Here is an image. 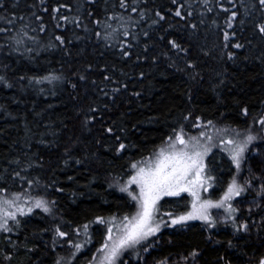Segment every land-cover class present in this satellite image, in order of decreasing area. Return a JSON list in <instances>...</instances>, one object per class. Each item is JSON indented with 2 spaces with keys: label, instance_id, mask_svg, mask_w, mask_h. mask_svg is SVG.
I'll return each mask as SVG.
<instances>
[{
  "label": "trees",
  "instance_id": "1",
  "mask_svg": "<svg viewBox=\"0 0 264 264\" xmlns=\"http://www.w3.org/2000/svg\"><path fill=\"white\" fill-rule=\"evenodd\" d=\"M127 3L125 10L119 7L120 0H3L0 17L14 24L0 20V28L8 29L0 32V75L12 84L0 83V200H15L23 211L5 206L16 216L7 218L11 232L0 230V264H55L61 258V264H88L97 258L108 225L96 218L116 217L117 222L136 211V202L120 190L135 173L131 164L152 158L181 128L185 140L203 131L219 142L205 158L214 188L205 186L203 199L212 201L221 199L233 177L241 183L250 150L264 145V127L258 123L264 116V34L256 27L264 22V13L258 0H210L211 12L203 0ZM177 9L181 16L175 15ZM232 11L238 15L229 28ZM21 25H27L28 35L16 50L9 47V37ZM233 31L236 35L225 47L224 33ZM105 33L110 34L108 39ZM169 40L187 51L172 47ZM235 43L243 47L237 49ZM50 73L60 79H41ZM245 107L248 115L242 113ZM108 127L114 134L105 132ZM248 129L259 138L248 146L237 170L223 145L240 139ZM115 136L121 137L126 150L114 151ZM129 187L138 192L136 185ZM37 199L54 201L53 212L34 207ZM191 208V198L183 192L163 198L160 212L180 215ZM220 210L228 215L224 208L210 212ZM252 215L264 217V200L247 218ZM164 218L170 226H162L156 236L180 227ZM262 222L259 235L264 238ZM189 223L209 232L223 228L219 224L209 228L201 220L184 225ZM57 226L68 237L56 235ZM224 227L233 228L232 221ZM77 243L82 245L79 251L73 247ZM225 246L242 255L237 246L229 247L228 242ZM141 248L127 250L122 257ZM6 253L11 254L10 261L4 259Z\"/></svg>",
  "mask_w": 264,
  "mask_h": 264
},
{
  "label": "snow or ice",
  "instance_id": "2",
  "mask_svg": "<svg viewBox=\"0 0 264 264\" xmlns=\"http://www.w3.org/2000/svg\"><path fill=\"white\" fill-rule=\"evenodd\" d=\"M43 0H41V3ZM136 0H133L135 3ZM173 4L177 3V0H172ZM204 6L207 8V11L211 12L212 8L208 7L210 0H203ZM258 5L262 13H264V0H258ZM3 0H0V7H3ZM119 7L121 9L127 10L129 5L127 0H120ZM256 7V5H253ZM54 12H58L59 9H54ZM132 12H136V7H131ZM225 11H228L225 9ZM247 13V8L245 9ZM34 15V14H33ZM91 15V13H90ZM143 17L144 13H140ZM161 20L165 19L164 15L160 12L156 13ZM176 16H181V11L179 9L175 12ZM191 15V13H189ZM238 12L232 11L228 16V27L232 28V21L237 17ZM55 18V17H54ZM120 20H123L122 15H118ZM23 20V17H19ZM40 19V17H37ZM60 20L67 21V16H60ZM131 19V17H129ZM0 20H7L9 24H14L13 20L7 19L6 17H0ZM215 22V21H213ZM97 24L100 23L99 20L96 21ZM157 23V21H153ZM241 24L244 23L243 20L240 21ZM60 27V24L56 25ZM106 27H111V25H105ZM87 26L85 25V28ZM195 27V25H192ZM261 34H264V22L256 26ZM27 25H21L17 30L16 34L9 37V47L15 48L18 50V46L23 43V38L27 37L28 33L25 31ZM45 28L43 25L40 27V31H44ZM8 29L0 28V32H6ZM34 31V30H33ZM115 29H113V34H115ZM98 36L100 33H96ZM125 36L129 35L128 31L125 29ZM108 33H105V39L109 38ZM144 36H148V32L143 33ZM236 33L233 31L231 34L228 32L224 33V40L226 41L225 47H228L230 42V36L235 37ZM135 38V37H134ZM35 40V37H32ZM163 39V37H161ZM56 41H59L60 44L65 43V40L62 36H56ZM169 44L172 47L179 49L180 51H187L181 47L175 40H169ZM51 47L56 45L52 44ZM233 47L239 49L243 47L241 43H235ZM0 47H3L0 45ZM147 47V46H145ZM31 51V49H28ZM127 56L129 53L127 50L123 53ZM233 54L229 53L231 57ZM84 79V77H80ZM42 80H48L52 82L54 80H59L58 75L50 73L48 76L41 78ZM109 79V77H105ZM31 82V81H30ZM0 83L5 84L7 87H12V84L8 82L7 78L3 75H0ZM73 87H76L73 85ZM119 89H114L118 91ZM242 113L248 115V108H243ZM199 119V118H197ZM258 123L264 127V116H261ZM208 124L211 125L212 121H208ZM217 132L228 133V129H217ZM105 132L108 134H114V129L108 127L105 129ZM235 135L240 137L241 134L236 132ZM200 137H206L208 140H211V136H207L205 132H201L199 137H189L187 140L184 138L183 128L175 134V137H168V141L159 151L154 154L152 158L146 159L144 162H135L131 164V167L135 169V173L129 177V180L125 185H123L120 190L122 192H127L133 201L136 202V211L130 215H125L118 223L116 222V217H112L111 220H106L103 217H97L96 220L100 223L107 224V238L105 243L102 244L101 249H98V252H102V255L99 257L98 264H117L120 260L122 254L127 250H135L137 246H142V250L147 252L152 246L153 241L150 239L156 236L157 233H160L161 227H169L170 225L165 220L167 216L171 220V225H180L183 226L185 222L189 220H201L209 228L216 227L218 220L212 215L210 209L212 208H224L228 215L225 217V220L232 221V227L235 232H240L241 230L248 231L249 225L247 222L237 223L238 217L233 216L232 214L238 212V209L234 208L230 201L233 197H239L242 193H246L252 187V181L250 179H245L244 183H238L236 177H233L232 182L228 185L227 191L221 197L219 201H212L210 199H201L198 189L204 188L205 180H211L210 175H206L207 165L205 163V157L210 151V146H207L201 142ZM116 140V145L114 146V151L120 153L126 150L125 143L122 142L120 136L114 137ZM259 137L252 134L251 130H246V134L243 135L240 139H229L228 144L233 147L230 149L231 158L235 164L237 170L241 167V162L244 159V153L248 149V146L252 144L253 141L257 140ZM79 163V161H77ZM16 176L20 174L15 173ZM69 179H72L69 177ZM254 179L261 180L259 188L257 191V196L264 199V177H254ZM31 184L32 181H29ZM136 185L139 189L138 192L132 191L130 185ZM211 187V184L208 185ZM206 190V189H204ZM182 192H188L193 196L192 210L184 214L174 215L171 212L161 214L159 202L164 197H176L180 196ZM14 196H19V194H14ZM52 205L51 207L49 205ZM5 206L8 208H15L16 211L22 212L23 209L16 204L15 200H0V230L11 232L12 228L8 225V219L11 218L15 220L16 212L6 211ZM55 202L45 201L43 199H37L35 201L34 207L42 209L46 213H52ZM256 208H261L260 203H255ZM28 211L31 212L32 208H28ZM251 211V209H249ZM19 224V221H16ZM85 232V235L88 234V225L85 224L82 226ZM115 228L116 234L113 235V229ZM56 235L59 237H68V233L62 231L59 226L56 227ZM55 243V241H54ZM68 243L72 244V241L69 239ZM229 247H234L231 240L228 241ZM73 247L79 251L82 247L81 244H73ZM31 251V249L29 250ZM197 249H193L187 255L181 256V261L184 264H187L191 258L193 264L197 257L199 256ZM137 257H139V252H136ZM5 260H11V254L6 253L4 256ZM224 261V264H230L229 261L225 260L224 257H220ZM61 259H58L55 264H61ZM97 258L94 256L92 261H89L88 264H93V261H96ZM123 264V262H121ZM158 264H167L166 260L159 261ZM179 264V261L177 262ZM258 264H264V256H262Z\"/></svg>",
  "mask_w": 264,
  "mask_h": 264
},
{
  "label": "rangeland",
  "instance_id": "3",
  "mask_svg": "<svg viewBox=\"0 0 264 264\" xmlns=\"http://www.w3.org/2000/svg\"><path fill=\"white\" fill-rule=\"evenodd\" d=\"M201 142L210 146V151L218 148L219 144L216 140L208 139H201ZM223 146L225 150L229 152L233 147L228 143H225ZM209 153L210 152H208V154ZM244 168L241 184L244 183L245 179H250L252 181V187L249 189L247 195L237 197L232 205L234 208L238 209V212H235L236 216L234 215L238 217L237 223L247 222L249 225L248 231L241 230L240 232H235L233 228L224 227L229 224V220H225L227 215L220 210V212H213L212 215L217 218V224L223 225V228L209 232L205 226L198 223H189L177 227L172 231H165L163 234L157 235L155 239L152 240L153 244L147 252L143 251L141 248L138 251L139 257L133 253H126L123 257L121 256L122 259L120 257L121 262H123V264H158L159 261L166 260L167 264L177 263L178 261L179 263H184L180 259L181 256L187 255L193 249H197L200 254L195 264H224V261L221 260L220 257H224L230 264H254V261H256L255 259L259 255L264 254V238L259 235V227L263 223L264 217L252 215L247 218V216L250 213L254 214L258 209L255 207V203L261 204L264 200L256 194L261 180L254 179V177H264V145L254 146L250 150L246 157ZM209 184L210 181L205 180L204 188L205 186H207L209 190L214 188L212 185L209 187ZM204 188L198 189L201 199H203ZM184 193L188 194L191 198V202H193V196L188 192ZM159 206H161V201L159 202ZM249 209H251V211H249ZM118 222L119 221H117V223ZM115 234L116 230L114 228L113 235ZM229 240L237 246L238 251L241 252L242 255L226 249L225 243ZM101 255L102 252H100L97 256V260L94 261L93 264H98ZM119 261L117 264H119ZM187 264H193L191 258Z\"/></svg>",
  "mask_w": 264,
  "mask_h": 264
}]
</instances>
